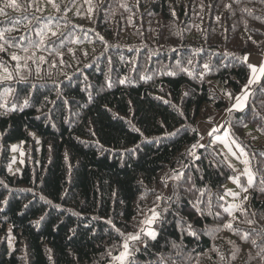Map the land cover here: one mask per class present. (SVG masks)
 <instances>
[{"label":"trees","instance_id":"16d2710c","mask_svg":"<svg viewBox=\"0 0 264 264\" xmlns=\"http://www.w3.org/2000/svg\"><path fill=\"white\" fill-rule=\"evenodd\" d=\"M16 3L0 0V264H122L136 234L124 264H264V75L250 84L249 59L264 0ZM225 129L252 184L212 144Z\"/></svg>","mask_w":264,"mask_h":264},{"label":"rangeland","instance_id":"374dc122","mask_svg":"<svg viewBox=\"0 0 264 264\" xmlns=\"http://www.w3.org/2000/svg\"><path fill=\"white\" fill-rule=\"evenodd\" d=\"M248 89L244 91L237 99L235 103L236 109L240 108L241 101L243 97L248 96ZM249 97V96H248ZM244 107V106H243ZM220 122V121H219ZM220 124V123H217ZM202 132L205 137L208 138L212 130L215 128L213 125L207 123H202L200 125ZM210 138V137H209ZM212 144L218 145L221 150L228 157L229 161L232 163L234 169L238 175H244L249 182L251 177V184L254 182L255 175L251 167V161L249 154L244 150V148L233 138L230 132L225 129L223 132H216L211 137ZM25 163V149L22 142H16L13 144V158L10 165L11 172H21ZM250 183V182H249ZM227 197L229 199V208L233 209V204H236L238 201V196L240 194L239 186L235 179H231L227 185ZM171 193V190H168V194ZM233 203V204H232ZM153 214H151L146 221L151 219ZM144 223V231H150L152 229L153 223Z\"/></svg>","mask_w":264,"mask_h":264},{"label":"snow or ice","instance_id":"6c2138e0","mask_svg":"<svg viewBox=\"0 0 264 264\" xmlns=\"http://www.w3.org/2000/svg\"><path fill=\"white\" fill-rule=\"evenodd\" d=\"M10 6H12V7H17L18 5H17V3H16V0H11V4H10ZM54 6H55V5H54ZM52 34H53V35H56L55 32H53ZM13 59H17V57L14 56ZM250 67H252V72L255 74V73L257 72V68H256L255 66H250ZM259 72H260L262 75H264V66H261V67L259 68ZM7 78H8V79H11V76H9V77H7ZM250 82H254V81H250ZM249 182L251 183V177L249 178ZM152 211H153V216H152L151 219H149L148 221H146V223L151 224V223H153V222L158 218L159 214L156 213L154 209H153ZM229 227H230V225H229ZM142 231H143V229H142ZM121 235H123V233H121ZM147 235L150 236L152 239H155V238H156V233H155L154 231H151V230L148 231V232H147ZM128 239L136 240V241H140L141 238H140L139 234L131 235V236H129L128 238H126L125 243H124V245H123L125 251H124L119 257H115V259L121 261L122 264H124V262L127 260L128 256L131 254L130 251H129V245H128V243H127V240H128ZM141 242H142V241H141Z\"/></svg>","mask_w":264,"mask_h":264},{"label":"crops","instance_id":"0c3cea01","mask_svg":"<svg viewBox=\"0 0 264 264\" xmlns=\"http://www.w3.org/2000/svg\"><path fill=\"white\" fill-rule=\"evenodd\" d=\"M249 59L253 62L252 66H255L257 68V72L255 74L252 72V76H251V81L256 82L262 76V74L259 72V68L261 66H264V55H252V56H249ZM254 82H251L250 84H253ZM250 92H251V90L248 89V91H247L248 96H249ZM248 96L243 97V99L241 101V104H240V108H243V106H245V104H246V102L248 100ZM234 107H235V105H234ZM240 108H238V109H240Z\"/></svg>","mask_w":264,"mask_h":264}]
</instances>
